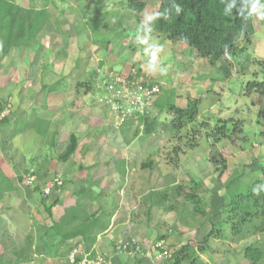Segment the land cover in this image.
Wrapping results in <instances>:
<instances>
[{
    "label": "rangeland",
    "instance_id": "rangeland-1",
    "mask_svg": "<svg viewBox=\"0 0 264 264\" xmlns=\"http://www.w3.org/2000/svg\"><path fill=\"white\" fill-rule=\"evenodd\" d=\"M143 1L135 16L126 0H15L46 8L49 19L28 45L0 51V114L6 118L0 122V171L12 186L0 195L1 261L31 246L18 264L94 258L100 264H166L189 244L202 264H251L243 255L248 245L262 251L257 264H264V231L248 226L234 233L225 187L241 172V179L258 178L264 188V120L256 118L264 94L242 88V81L262 75L264 21L260 15L253 20L245 49L219 58L218 65L230 70L225 78L182 43L144 32L160 0ZM130 74L160 87L158 106L128 110L121 125L106 105L111 96L103 84ZM191 99H198L197 122L236 117L229 138L210 141L196 122L173 134L166 107H185ZM71 132L77 149L58 161ZM57 179V187L49 185ZM192 193L198 202L185 196ZM51 204L53 218L45 209ZM69 207L105 215V230L90 246L93 255L80 238L64 240L49 228Z\"/></svg>",
    "mask_w": 264,
    "mask_h": 264
},
{
    "label": "trees",
    "instance_id": "trees-1",
    "mask_svg": "<svg viewBox=\"0 0 264 264\" xmlns=\"http://www.w3.org/2000/svg\"><path fill=\"white\" fill-rule=\"evenodd\" d=\"M259 1L262 3L259 4ZM126 2L135 16H138L144 8L143 0H126ZM263 11L264 0H160L155 15L145 23L144 32H157L167 40L182 43L192 53L206 58L210 65L217 66L227 78L230 70L224 64L218 65L219 58L227 53L236 55L241 52V49L247 47L255 33L253 20L260 15L264 21ZM48 19L49 12L46 8L24 7L17 4L15 0H0V51L6 54L12 47L28 45L29 42L35 40L36 34L41 31ZM260 72L262 75L259 79L252 78L245 82L242 81L245 94L250 92L264 94L263 62L260 64ZM127 76L130 79L133 78L131 75ZM142 84L152 85L144 81ZM3 106L0 104V113ZM166 108L173 114V119L170 121V130L173 134H178L182 129L189 128L196 122L197 127L204 126L205 134L210 141L219 142L221 139L229 138V133L239 123L234 116L215 117L210 124L197 122L198 99L188 100L185 107H178L170 102ZM256 118L257 123L262 124L264 107H260ZM5 121V116H2L0 122ZM36 131L44 132L37 126ZM54 137L55 133H51L50 139L47 140V146L50 149L53 148ZM77 145V136L71 132L66 145L57 154V160L67 161L75 153ZM144 166L150 167L151 161L149 160ZM259 170L264 178V165L260 164ZM243 174L235 172L225 184L230 198L229 206L234 216L231 228L236 234L241 233L248 226L253 230L264 231L263 183L258 185V178L245 181L241 179ZM41 183H36L34 189L40 191ZM256 186L258 189L255 188ZM54 187H57L56 182ZM11 188L8 178L0 171V195ZM76 193L80 195L81 191H76ZM185 196L197 202L200 200L195 193L185 194ZM41 202H45V196L42 197ZM52 206L53 204L45 208L50 216ZM195 209L202 211L198 206H195ZM104 217L103 212L96 215L94 212L87 213L80 208L69 207L65 209L62 216L54 219L49 228L64 240L80 238L86 251L91 253L93 250L90 246L95 242L97 234L105 230L106 219ZM258 217L261 218V222L255 220ZM212 231L204 237V242L207 241ZM199 249L203 251V248ZM28 250H31V246L26 249L20 247L19 252H15V260L9 262L0 260V264H18L20 261L27 260ZM261 252L258 247L248 245L243 255L251 260V264H257L261 258ZM93 254L94 252L91 253ZM172 257L173 259L166 264H183L184 261H187V264H202L201 260L197 259L196 250L194 248L190 250L189 244L174 252ZM75 259L78 260L79 257Z\"/></svg>",
    "mask_w": 264,
    "mask_h": 264
},
{
    "label": "built area",
    "instance_id": "built-area-1",
    "mask_svg": "<svg viewBox=\"0 0 264 264\" xmlns=\"http://www.w3.org/2000/svg\"><path fill=\"white\" fill-rule=\"evenodd\" d=\"M132 77L133 78L130 79L128 76H112L113 81L107 87V90L111 93V97L116 100L114 108L118 112L117 120L119 124L124 121L128 110L140 111L145 109L146 106L151 104L153 96L159 92V87L156 85L148 87L143 85L141 81H138L134 76ZM0 117H2V114H0ZM117 247L120 251H125L128 246L124 244L122 246L118 245ZM164 252L165 250L163 253ZM86 260L87 259L83 258V261ZM86 264H100L99 258L87 260Z\"/></svg>",
    "mask_w": 264,
    "mask_h": 264
},
{
    "label": "clouds",
    "instance_id": "clouds-1",
    "mask_svg": "<svg viewBox=\"0 0 264 264\" xmlns=\"http://www.w3.org/2000/svg\"><path fill=\"white\" fill-rule=\"evenodd\" d=\"M177 11H179V9H177ZM112 81H113V80H112V77H110L109 80H108L107 82H106V81L104 82L103 86L106 85V86H104L106 90L103 91V92H105V93H110V92L107 90V87H108L109 84L112 83ZM141 83H142V82H141ZM155 85H156V84H153V83H152L151 86H155ZM146 86H148V85H146ZM151 86H148V87H151ZM156 86L159 87L158 85H156ZM159 92H160V87H159ZM159 92H158V93H159ZM158 93L155 94V95L153 96L152 101H151V104L148 105V106H146V108H149V109L152 108V106H153V104H154L153 102H154V100H155V97L158 96ZM110 96H111V93H110ZM106 103H107L106 105L108 106L110 113H111L116 119H118V118H117V114H118V112H117V110L114 108V105L116 104V100H115L114 98L111 97L109 100L106 101ZM140 112H141V111H140ZM147 112H148V111H147ZM136 113H138V112H136ZM148 115H149V114H148ZM2 116H4V115H2ZM0 118H1V117H0ZM126 122H127V121H126ZM123 123H124V121H123L122 123H120V124L123 125ZM55 182L58 183V184H60V181H59L58 179L55 180ZM55 182H52V183H50L49 185L54 186V183H55ZM158 249H161V248L158 247ZM162 251H164V250H162ZM89 254H90V253H87V255H89ZM80 261H81V260H80ZM80 261H79V262H80Z\"/></svg>",
    "mask_w": 264,
    "mask_h": 264
}]
</instances>
